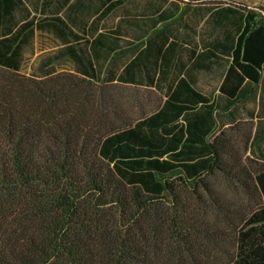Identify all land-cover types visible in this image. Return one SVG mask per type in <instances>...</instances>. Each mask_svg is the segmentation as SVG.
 <instances>
[{"label": "trees", "instance_id": "1", "mask_svg": "<svg viewBox=\"0 0 264 264\" xmlns=\"http://www.w3.org/2000/svg\"><path fill=\"white\" fill-rule=\"evenodd\" d=\"M233 5L245 21L235 53L264 60V43L251 49L264 8ZM8 63L0 55V264H264V119L202 133L179 123L194 108L182 100L154 111L151 89ZM227 82L230 96L242 81Z\"/></svg>", "mask_w": 264, "mask_h": 264}, {"label": "crops", "instance_id": "2", "mask_svg": "<svg viewBox=\"0 0 264 264\" xmlns=\"http://www.w3.org/2000/svg\"><path fill=\"white\" fill-rule=\"evenodd\" d=\"M227 1L0 0V55L25 75L74 73L151 89L154 111L166 98L182 100L194 108L179 123L193 120L202 133H253L264 119L263 87L253 82L264 81V60L255 50V63L235 53L245 21L239 2ZM223 81L242 82L227 96Z\"/></svg>", "mask_w": 264, "mask_h": 264}, {"label": "rangeland", "instance_id": "3", "mask_svg": "<svg viewBox=\"0 0 264 264\" xmlns=\"http://www.w3.org/2000/svg\"><path fill=\"white\" fill-rule=\"evenodd\" d=\"M231 1H235V2H239L241 4H247L248 6H255L256 8H259V7H263L264 8V0H231ZM254 7V8H255ZM253 8V7H252ZM126 92H127V89H126ZM145 104H151V102H149L148 100H145V96H142ZM126 104L130 107L133 103L130 99H128V97L126 98ZM135 107V106H134ZM132 109L134 110V108L132 107ZM136 109V108H135ZM260 161V160H259ZM260 163H262L260 161Z\"/></svg>", "mask_w": 264, "mask_h": 264}]
</instances>
